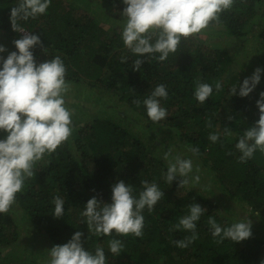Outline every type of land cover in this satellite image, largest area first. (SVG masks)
I'll return each instance as SVG.
<instances>
[{
    "label": "trees",
    "instance_id": "1",
    "mask_svg": "<svg viewBox=\"0 0 264 264\" xmlns=\"http://www.w3.org/2000/svg\"><path fill=\"white\" fill-rule=\"evenodd\" d=\"M80 1L51 0L44 14L16 21L22 29L40 37L41 44L31 49L37 64L59 56L66 67L65 79L70 88L81 86L85 93L93 91L91 106L96 108L97 116H91L84 101L66 107L72 113V135L55 152L45 154L33 165L34 175L25 180L23 190L16 194V202L7 213H0V264L20 260L17 252L9 249L18 246L22 223L45 235L53 246L67 243L79 231L82 247L93 254L97 247L103 248L106 264H261L264 261V153L257 150L252 158L240 162L241 153L235 147L248 127L259 119L256 106L259 92L255 87L248 96H239L241 83L236 78L227 82L223 76L224 66L230 63L231 56L215 43L212 47L217 56L204 55L201 46L206 42L199 37L204 30L214 27L231 40L252 42L256 39V44L263 43L264 0H234L231 9L219 14V22H211L206 29L190 37H182L177 51L162 62L157 59L159 53L143 57L132 53L123 43L122 30L111 33L98 16L87 14L89 10L95 11L90 5L93 0H88L90 4ZM100 1L120 13L126 6L123 0ZM18 3L19 0H0V30L9 33L11 52L16 51L13 41L22 37L13 30L10 19L11 8ZM254 29L257 32L253 36ZM137 59H142L143 63L139 71H134ZM256 59L264 65V60ZM197 80L213 86L212 95L203 104L193 95ZM217 81L222 84L219 92L215 89ZM159 84L166 85L168 93L167 99L159 98L167 117L152 122L143 100ZM234 86H237V94L232 95ZM114 94L142 123L139 133L122 126L114 101L109 111L104 107L107 104L102 102L103 98L110 99V103ZM136 100L141 102L139 106L134 103ZM208 120L212 127L206 126ZM225 127L231 130L230 136L224 135ZM157 133H165L181 144L184 154L210 170L213 179L206 187L211 197L194 188L180 195L176 179L171 184L166 181L168 164L162 156L155 155L141 137L147 134L153 143L161 144ZM212 133H219L215 143L209 140ZM5 136L6 133L0 131V139ZM191 148H198L199 154H193ZM145 180L155 182L163 198L152 212L147 208L143 210L142 237L122 236L115 231L110 236L97 235L88 226L82 213L89 199L96 197L110 204L111 188L118 181L131 185L133 195L138 198L143 190L141 182ZM55 196L64 201V215L59 218L53 216ZM226 199L235 202L233 209H246L240 216L232 212L225 223L220 218V204ZM192 203L206 211L196 222L198 239L181 249L173 241L191 233L171 229L181 217L189 214ZM223 204L230 203L224 201ZM209 216L222 228L250 220L251 237L240 242L225 238L216 243L219 237L211 235ZM112 239H119L124 245L119 256L109 250L108 241ZM29 253L33 258L26 256L18 264H38L35 262L38 253Z\"/></svg>",
    "mask_w": 264,
    "mask_h": 264
},
{
    "label": "clouds",
    "instance_id": "2",
    "mask_svg": "<svg viewBox=\"0 0 264 264\" xmlns=\"http://www.w3.org/2000/svg\"><path fill=\"white\" fill-rule=\"evenodd\" d=\"M234 0H123L126 5L122 11L124 25L121 37L124 45L134 54L143 57L145 54L159 53L157 59L164 61L170 53H175L181 38H187L206 29L211 22H219V14L231 9ZM51 0H19L11 8L10 19L14 31L22 37L14 40L16 51L10 52L0 66V131L6 136L0 139V213H7L16 202V194L23 190L25 180L34 175L33 165L45 154H51L72 135V113L65 107V94L70 90L66 81V67L59 56L37 64L32 48L41 44L38 35L23 30L17 20H27L42 15L50 7ZM24 33V35L22 33ZM0 45V53L5 52ZM126 60V58H123ZM122 60V62H123ZM142 59L134 61V71H139ZM262 69L256 68L250 77L240 85L238 95L248 96L260 82ZM237 86L232 88V95L237 94ZM217 92L222 84L215 83ZM213 86L196 81L194 98L203 104L212 95ZM166 85H157L151 94L143 100L147 116L152 122H159L167 117V110L161 106L160 99H167ZM256 106L259 119L248 127L236 143L241 153L240 162H246L259 150L264 153V92L259 93ZM137 106L140 101H134ZM229 119H231L229 117ZM212 127L211 120L206 122ZM224 135L230 136L231 130L223 129ZM219 139V133L209 135L213 143ZM198 155V148L189 149ZM170 153H164L168 160L165 176L171 184L177 176L182 177L179 187L190 183L189 174L193 172L191 159L179 155L169 159ZM199 172V168L196 169ZM192 183H199L200 176L191 177ZM143 190L138 198L133 195V187L124 181H118L112 188V202L102 203L93 197L85 204L82 213L87 224L97 235L116 234L135 237L143 236V210L149 212L163 198V192L153 182L142 181ZM56 218L64 215V201L60 196L53 198ZM206 209L199 204L189 205V214L181 217L171 230L183 229L191 233L184 239L175 240V246L185 249L198 239L196 222ZM211 235L216 243L225 238L240 242L251 237V221L240 220L231 226L222 228L209 216ZM82 233L77 231L63 245H55L49 250L48 264H106L103 248L97 247L95 253L85 250L81 244ZM112 254L117 256L124 245L119 239L108 241ZM264 264V261L261 262Z\"/></svg>",
    "mask_w": 264,
    "mask_h": 264
},
{
    "label": "rangeland",
    "instance_id": "3",
    "mask_svg": "<svg viewBox=\"0 0 264 264\" xmlns=\"http://www.w3.org/2000/svg\"><path fill=\"white\" fill-rule=\"evenodd\" d=\"M64 1L67 3L72 2V0ZM80 3L90 4L88 0H81ZM90 5L92 8H94L95 13L89 10L90 13L87 14L92 17H95V15L96 17L98 16L99 19L104 22V24L102 25L104 26V28H106V30L110 31L111 33H115L123 29L124 17L122 16V13L108 9L107 5L100 0H93L92 4ZM256 32L257 30L254 29L253 36L256 35ZM199 38H202L203 41L206 42V44L203 43V45L201 46L204 55L210 57L217 56L218 53H216V50L212 47V43H215L221 46L220 48H222V51H225L228 55L231 56L232 60H230V63L225 61L226 65L224 66L223 71L224 79L227 82L231 78H236L239 81L238 83L242 84L243 80L248 77L251 72H254L256 68L262 69L260 82L256 85V88L258 89L259 93L264 92V65L261 62L257 61L259 59H256L260 58L261 61L264 60V42L256 44V39H254L252 42H249V40L246 39L231 40L228 39L224 33L214 27L204 30ZM208 39H210L209 42L206 41ZM11 42L12 41L11 38H9V33L0 30V45L4 46L6 49L5 52L0 53V63H2L3 59H6L7 55L11 52L8 48L11 47ZM252 52H254V55H252ZM250 65H252L253 68H250ZM82 89L83 88H81V86H74L70 88V90L65 94L64 97L65 107H70L69 104L71 103L79 104L81 101H84V104H86L87 108L92 112L91 116H93L95 114L94 109H96H93V106H91L93 105V91L85 93ZM109 94L111 95V93ZM98 95L102 97V94ZM114 95L113 100L110 103H108L110 99H107V97L103 98L102 102L104 104H107L104 107L107 109V111H109V108L112 109V102L114 101L113 104L116 103V112L120 117L119 122L122 123V126L132 128L133 131L139 133L138 128L141 127L142 123L135 118V114L133 113V111H130L126 105L118 102L117 96ZM86 101L89 103H86ZM103 116H105V114ZM157 136H159L158 140L162 142L161 144H158V141L153 143V141L150 139V137L147 136V134H141V137L144 141H147V144L149 143L148 146H151L150 148L153 150V153L155 155L164 157V153L169 152V159H172L177 155H179L183 159H190L189 156L184 154V147L181 144L176 143L175 141L170 139L165 133H157ZM192 162L193 172L189 174L190 183L180 188L178 184L182 177L177 176L176 178V182L178 185V194L184 195L190 189L194 188L205 195L209 196L210 194L211 197L212 193L208 192L206 185H208L210 180L213 179L212 173H210V170H206L204 166L196 162V160H192ZM165 163L168 164V160H165ZM197 168H199L198 173L196 172ZM197 174L200 176V182L192 183L191 177ZM224 201H227L230 204L224 205ZM234 204L235 202L233 203L232 201H229L227 199L223 200L220 204V218L222 220H225V223L227 222L228 218L232 217V212H234L236 216H240L243 209H246V207H242L240 211L239 207H237L238 209H233ZM229 209H231V211H229ZM248 209L250 210V208ZM257 219L258 218H256L255 221H257ZM18 241V246L15 248H10L9 250H12V253L13 251L17 252V256L20 260H24L26 256H30V258H33L32 255H30L29 251H34L38 253V257L36 258L35 262H37L38 264H48L50 260L49 250L53 247V244L51 242H48L45 235H43L42 233H38L34 228L26 227V225L22 223L19 226ZM15 260H17L16 263L12 261L14 264H18L20 261L18 259Z\"/></svg>",
    "mask_w": 264,
    "mask_h": 264
},
{
    "label": "built area",
    "instance_id": "4",
    "mask_svg": "<svg viewBox=\"0 0 264 264\" xmlns=\"http://www.w3.org/2000/svg\"><path fill=\"white\" fill-rule=\"evenodd\" d=\"M28 32V31H27ZM22 33V32H21ZM24 35V33H22Z\"/></svg>",
    "mask_w": 264,
    "mask_h": 264
}]
</instances>
